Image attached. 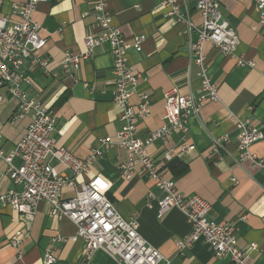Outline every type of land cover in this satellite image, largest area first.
<instances>
[{
	"label": "crops",
	"instance_id": "obj_1",
	"mask_svg": "<svg viewBox=\"0 0 264 264\" xmlns=\"http://www.w3.org/2000/svg\"><path fill=\"white\" fill-rule=\"evenodd\" d=\"M105 10L111 25L129 43L142 36V50H130L127 59L133 74L140 79L136 93L148 97L149 115L139 124L138 136L146 140L152 133L167 126L164 119V94L176 89L182 96L196 95L201 87L199 70L193 63L190 45L197 40L193 31L173 18L167 17L162 0H105ZM21 0H0V17L11 23L13 6ZM194 0H182L180 12L188 15L192 24L200 26L201 18ZM221 13L238 37L233 56H223L210 43L204 44L207 72L217 86L219 101L205 103L199 116L190 117L187 132L171 131L147 147L156 170L175 183L183 196H197L211 207L208 218L214 224H228L237 234V246L247 250L254 244L257 250L248 256V264H264V171L250 161L237 158L238 130L232 116L256 127L264 128V31L259 25V12L249 0H220ZM92 0H44L39 3L32 20L39 28L45 46L41 52L48 58V72L34 70L26 73L31 85L22 90L39 101L53 116L54 130L50 138L55 147L64 148L76 159L86 162L100 152L86 172L74 176L57 160L49 165L56 175L71 180L75 189L100 175L110 185L107 199L125 220L138 219V233L156 248L171 264H231L226 257L216 259L207 244L198 240L179 250L176 243L188 235L189 225L176 209L158 219L160 193L154 183L140 175L125 181L118 171L127 161L128 151L117 145L121 130L120 109L113 102L114 76L112 57L107 43L97 45L80 62L73 77L60 62L65 53L85 55V38L96 35ZM237 58L253 66L238 65ZM25 72V71H24ZM0 134L3 148L10 150L25 134L29 116L18 118V101L9 96L6 87L0 88ZM137 104V98L131 99ZM227 137L228 142L214 152V140ZM108 140L110 144L101 145ZM194 147L189 153L180 152L183 146ZM250 152L264 157V140L254 144ZM218 154L220 159H216ZM165 155L170 159L165 160ZM15 187L7 178V165L0 161V193ZM74 197L72 188H64L63 199ZM22 222V223H21ZM22 224L28 232L19 259L9 245L8 237ZM75 226L68 219L49 214L45 202L37 205L32 223H24L20 215L0 206V264H42L50 240L65 239L54 246L55 264H114L102 250H96L89 262L83 258V243L69 240Z\"/></svg>",
	"mask_w": 264,
	"mask_h": 264
},
{
	"label": "built area",
	"instance_id": "obj_2",
	"mask_svg": "<svg viewBox=\"0 0 264 264\" xmlns=\"http://www.w3.org/2000/svg\"><path fill=\"white\" fill-rule=\"evenodd\" d=\"M21 5H14L12 15L18 21L11 23L7 18L0 17V88L6 87L10 97L18 101V118L29 116L23 137L8 151L3 148V138L0 134V161L7 165L8 180L20 190L12 189L0 193V206L8 207L22 218L24 223H32L37 205L45 202L49 214L57 219H68L75 226V235L69 239L83 243V258L91 259L96 250L105 252L114 264H171L156 248L152 247L138 233L139 224L136 217L123 219L115 210L114 205L106 198L109 183L100 175L90 180L86 185H80L77 190L71 180L56 175L49 165L50 159L57 160L74 176L87 171L89 164L100 155L93 153L91 159L82 162L64 148H56L50 135L54 130V118L50 112L36 99L22 90V85H31V79L26 73L34 70L48 72V58L41 52L45 40L39 36L40 28L33 22L32 14L39 3L44 0H21ZM182 0H162L167 9V17L183 24L187 33L193 31L197 40L190 45L193 63L197 66L201 80L199 93L182 96L176 89H170L164 94V119L167 123L160 131L152 133L146 140L138 136L139 124L149 115L148 97L136 93L140 79L133 74L127 59L130 50L140 53L144 37H133L129 43L121 32L111 25L110 16L105 10V0H92L94 26L96 35L85 38L86 54L74 55L65 53L60 66L73 77L79 69V64L90 55L93 47L107 43L112 57V74L114 76L113 102L120 109L121 130L117 133V145L128 151V159L119 166L123 180L129 181L140 175L153 182L160 193L158 201V219L171 209L178 210L189 225L188 235L176 243L179 250L190 247L198 240L204 241L216 259L226 257L231 264H248V256L258 249L254 244L247 250L237 246V232L231 225L214 224L208 218L211 207L197 196H183L176 191L175 183L167 180L147 153V147L161 140L171 131L187 132V122L190 117L199 116L205 103L219 101L217 86L212 83L207 72L204 44L210 43L223 56H233L238 45V37L233 28L221 13L220 0H194L195 10L201 18L200 26L192 24L188 15L180 12L179 3ZM239 1V0H232ZM251 1L259 14V25L264 31V0ZM237 64L253 66L237 58ZM25 71V72H24ZM137 98L133 106L131 99ZM1 101V97H0ZM232 119L237 136V158L239 161H250L253 167L264 171V157H257L250 152L252 146L264 140V128L242 121L234 116ZM214 152L227 143V137L214 140ZM110 144L108 140L101 145ZM194 150L192 145L183 146L180 152L189 153ZM220 159L219 155H215ZM169 160V155H165ZM64 188H72L74 197L62 198ZM22 223V222H21ZM12 231L8 237L9 245L16 251L18 258L23 256V246L28 239V232L22 224ZM59 236L50 240L49 246L42 257V264H55L57 258L54 246L64 242Z\"/></svg>",
	"mask_w": 264,
	"mask_h": 264
}]
</instances>
